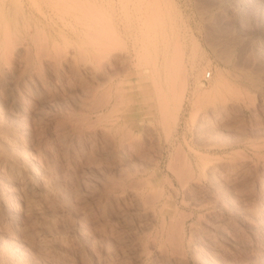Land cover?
<instances>
[{
    "label": "rangeland",
    "instance_id": "1",
    "mask_svg": "<svg viewBox=\"0 0 264 264\" xmlns=\"http://www.w3.org/2000/svg\"><path fill=\"white\" fill-rule=\"evenodd\" d=\"M0 264H264V0H0Z\"/></svg>",
    "mask_w": 264,
    "mask_h": 264
},
{
    "label": "built area",
    "instance_id": "2",
    "mask_svg": "<svg viewBox=\"0 0 264 264\" xmlns=\"http://www.w3.org/2000/svg\"><path fill=\"white\" fill-rule=\"evenodd\" d=\"M210 75H211V73L210 72H207L206 74H205V76H204V81H207L209 78H210Z\"/></svg>",
    "mask_w": 264,
    "mask_h": 264
},
{
    "label": "bare ground",
    "instance_id": "3",
    "mask_svg": "<svg viewBox=\"0 0 264 264\" xmlns=\"http://www.w3.org/2000/svg\"><path fill=\"white\" fill-rule=\"evenodd\" d=\"M228 48V47H227ZM229 50V49H228ZM228 50H227V52H228ZM138 197V196H137Z\"/></svg>",
    "mask_w": 264,
    "mask_h": 264
}]
</instances>
